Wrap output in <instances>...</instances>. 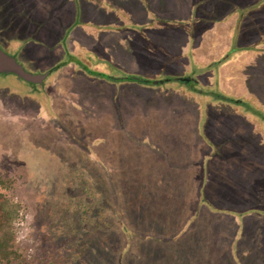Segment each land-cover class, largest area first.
Wrapping results in <instances>:
<instances>
[{
    "label": "rangeland",
    "instance_id": "1",
    "mask_svg": "<svg viewBox=\"0 0 264 264\" xmlns=\"http://www.w3.org/2000/svg\"><path fill=\"white\" fill-rule=\"evenodd\" d=\"M0 41L30 74L65 62L44 83L0 73V174L30 264H231L228 243L264 264V0H0ZM210 69L256 95L199 109L176 79Z\"/></svg>",
    "mask_w": 264,
    "mask_h": 264
},
{
    "label": "trees",
    "instance_id": "2",
    "mask_svg": "<svg viewBox=\"0 0 264 264\" xmlns=\"http://www.w3.org/2000/svg\"><path fill=\"white\" fill-rule=\"evenodd\" d=\"M103 8L107 9V10H117L120 11V9H116L113 8L112 5H109L108 3H104V5L102 6ZM116 14H120V12H117ZM124 18L125 20H127L128 18V14L124 12ZM121 16V15H120ZM167 26H171L173 24L178 25V23H180V21H173V20H167ZM154 26H159L154 24L153 22L148 23L145 27L150 28V27H154ZM3 39V38H1ZM17 39V38H16ZM5 42H12L15 39L13 37H6ZM26 41H24V45H25ZM15 49H17L15 47ZM67 54L69 52H67V50H64ZM14 53H16V50L14 51ZM87 55L88 51L86 52ZM13 56V55H11ZM14 57V56H13ZM21 61H23V59H21ZM74 60L77 63H80V58H76L74 56ZM25 63H31L30 61H28V58L26 57V55L24 54V64ZM62 65H65V62H59L56 63L54 66L50 67L49 69L43 71L47 72L46 76L48 74H51L53 71H55L56 69H58L59 67H61ZM83 68L86 70V72L90 73V74H94V75H100L102 77H105V68L101 69L102 71L100 72V70H91L86 64L85 67L83 66ZM212 73V77L217 75L216 72L211 71V69L209 71H198V73L196 74V77H189V81L188 82H181L182 84H185L189 87H191V90L193 91H189L188 93L194 94L196 97H198V102L200 103V101L202 100V102L205 103H211L213 105L218 104L219 102L223 103V101H228L230 103H242L243 102V98H235L232 96H227L224 92L217 90L216 87L218 86V81H216L215 83H211L209 82V80L207 81L208 76H210ZM129 75V77H126L125 79H132V80H136V81H140V83H145L148 84L149 82L155 83L154 80L152 79H144L145 77L141 78V77H131V73H127ZM208 74V75H207ZM45 76V77H46ZM44 77V79H45ZM138 78V79H137ZM121 79V78H118ZM172 78H168V79H162L159 82H166L167 80H171ZM177 81H180V78L176 79ZM43 82V81H42ZM41 82V83H42ZM159 82H157L159 84ZM44 83V82H43ZM183 94H187V92H183ZM201 99V100H200ZM207 99V100H206ZM264 110V108L262 106H259V109ZM12 183L10 181V179L3 177L0 174V264H30V261L27 259L26 254H25V250L23 251L17 244L15 241V222L16 220L19 218L20 215V210H21V204L18 201H14L12 200L8 194L6 193L7 188L11 187ZM90 200V199H89ZM93 205V207H96V201H90ZM87 207V206H86ZM96 215V213H95ZM92 216V220L93 222H95V224L98 222V220L96 219V217ZM126 230V229H125ZM49 264H52L51 262ZM59 264V263H58Z\"/></svg>",
    "mask_w": 264,
    "mask_h": 264
},
{
    "label": "crops",
    "instance_id": "3",
    "mask_svg": "<svg viewBox=\"0 0 264 264\" xmlns=\"http://www.w3.org/2000/svg\"><path fill=\"white\" fill-rule=\"evenodd\" d=\"M257 59V58H256ZM254 60V62H250V67L255 71V68L257 67V64L259 63V62H256V61H260V60ZM255 72H257V71H255ZM220 74H222V73H220ZM217 75H219V74H217ZM217 75H215V76H213V78H214V81L216 82V81H218L217 83H218V86L220 85L221 86V88L223 87V88H225V94H227V95H230V96H232V97H234V96H237V98H245V94L246 95H250L251 96V94L248 92V91H250V92H252V90L254 91L253 93L256 95V90H254L252 87H250V86H248L247 87V89H244L245 91H239L234 85H232L231 84V82H230V84L229 83H227L226 81L227 80H225L224 81V83H222V80H219L216 76ZM223 75V74H222ZM249 76H253V74H252V70H251V74L249 73ZM249 76H247V79H248V77ZM254 76H256V75H254ZM248 82V81H247ZM222 83V84H221ZM219 86V87H220ZM127 89H130V88H128V87H126ZM125 90V88L122 90V91H124ZM178 91V90H177ZM122 93H125V91L124 92H122ZM183 94V93H182ZM183 95H186V94H183ZM188 97H191V95H187ZM124 97V96H123ZM259 98V96L257 97V98H254L253 97V100H252V102L256 105V106H262L263 108H264V105L262 104V103H264L263 101H261V100H259L258 99ZM197 99H199V98H197ZM196 99V100H197ZM198 101V100H197ZM122 102H123V99H122ZM195 103H197V105L199 106V102H195ZM205 103V102H204ZM203 103V104H204ZM112 104V103H111ZM208 104H210L211 105V103H208V102H206L205 103V107L207 108V105ZM226 104V103H225ZM123 103H114V104H112V106H111V109L112 110H114V112H118V110L119 111H121L122 109H123ZM182 105V104H181ZM213 105V104H212ZM186 106V105H185ZM209 106V105H208ZM201 107L199 106V109H200ZM115 109H117V111L115 110ZM241 115V114H240ZM195 127H193V129H194ZM212 132V131H211ZM211 132H209L207 129L202 133V135H200L199 134V132L197 133H195L196 135H197V137H198V139H199V141H202V142H206V143H214L216 140H218L217 138V136H218V134H212ZM219 142H221V140H219ZM219 160L220 161H222L223 160V158L222 157H218L217 158V162L215 163V165H218V163H219ZM205 198V202H206V204H208V205H210V201L208 200V198H206V197H204ZM214 205V204H213ZM246 208V207H245ZM244 210V209H243ZM230 216V218H232V220L233 219H235L232 215H229ZM230 223H232V222H230ZM233 226H234V228L236 229L237 227H238V225L239 224H242V225H244V226H246V225H248V226H250V225H254V223L252 222V219H250V220H248L247 218H245L243 221H240V222H237L236 221V219L233 221ZM245 229V228H244ZM239 240V239H238ZM233 245V244H232ZM236 245H237V247L235 246V248H236V253L234 254V252H233V249H232V246H231V248L229 247V243L227 244V248H228V252L230 253V256H231V264H239V262H240V264H244L245 262V260L243 261L242 260V258L244 257L243 255H244V253L242 254V251L240 250V245L238 244V243H236ZM229 256V257H230ZM234 257V258H233ZM241 260H240V259ZM233 259V260H232ZM237 259H238V261H237ZM236 260V261H235ZM246 264V263H245ZM249 264V263H248Z\"/></svg>",
    "mask_w": 264,
    "mask_h": 264
},
{
    "label": "water",
    "instance_id": "4",
    "mask_svg": "<svg viewBox=\"0 0 264 264\" xmlns=\"http://www.w3.org/2000/svg\"><path fill=\"white\" fill-rule=\"evenodd\" d=\"M1 72H11L17 77H20L28 82L41 83L46 76V73L42 74H30L26 72L23 67L16 62L13 57L8 56L0 49V73ZM181 81L188 82V77H181Z\"/></svg>",
    "mask_w": 264,
    "mask_h": 264
},
{
    "label": "flooded vegetation",
    "instance_id": "5",
    "mask_svg": "<svg viewBox=\"0 0 264 264\" xmlns=\"http://www.w3.org/2000/svg\"><path fill=\"white\" fill-rule=\"evenodd\" d=\"M0 49L5 53V54H7L8 56H10V57H13L15 60H16V62H18L21 66H22V63L18 60V57L13 53V52H7V50H6V48L4 47V45L2 44V42L0 41ZM11 55H13V56H11ZM1 73H3V72H1ZM181 78V77H180ZM44 80V79H43Z\"/></svg>",
    "mask_w": 264,
    "mask_h": 264
}]
</instances>
